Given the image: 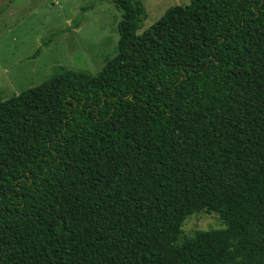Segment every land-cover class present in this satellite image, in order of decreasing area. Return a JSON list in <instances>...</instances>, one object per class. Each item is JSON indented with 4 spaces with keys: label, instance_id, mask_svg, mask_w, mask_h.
<instances>
[{
    "label": "trees",
    "instance_id": "trees-1",
    "mask_svg": "<svg viewBox=\"0 0 264 264\" xmlns=\"http://www.w3.org/2000/svg\"><path fill=\"white\" fill-rule=\"evenodd\" d=\"M97 74L0 101V264H264V0H189ZM79 26V20L75 22ZM193 213L223 227L184 235Z\"/></svg>",
    "mask_w": 264,
    "mask_h": 264
},
{
    "label": "rangeland",
    "instance_id": "rangeland-1",
    "mask_svg": "<svg viewBox=\"0 0 264 264\" xmlns=\"http://www.w3.org/2000/svg\"><path fill=\"white\" fill-rule=\"evenodd\" d=\"M137 34L174 5L189 0H141ZM112 0H0V101L39 85L64 67L97 74L116 54L122 18ZM79 20V26L75 22ZM223 227L214 213H193L184 235Z\"/></svg>",
    "mask_w": 264,
    "mask_h": 264
}]
</instances>
